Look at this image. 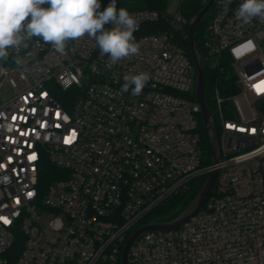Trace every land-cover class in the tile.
Instances as JSON below:
<instances>
[{
    "label": "built area",
    "instance_id": "2783aa9c",
    "mask_svg": "<svg viewBox=\"0 0 264 264\" xmlns=\"http://www.w3.org/2000/svg\"><path fill=\"white\" fill-rule=\"evenodd\" d=\"M242 2L214 0L202 39L216 164L181 8L130 11L139 53L112 67L88 36L63 54L38 37L9 49L0 77L16 94L0 102V264H124L131 233L215 169L202 209L139 237L129 264H264V19L242 25ZM142 72L151 79L141 94H121L124 76Z\"/></svg>",
    "mask_w": 264,
    "mask_h": 264
},
{
    "label": "clouds",
    "instance_id": "9594fccd",
    "mask_svg": "<svg viewBox=\"0 0 264 264\" xmlns=\"http://www.w3.org/2000/svg\"><path fill=\"white\" fill-rule=\"evenodd\" d=\"M100 8V0H0V60L7 59L9 49H19L33 37L63 54L69 41L88 36L102 56L108 55L109 67L138 54L137 20L127 9L118 10L116 0L103 11ZM235 16L242 25L264 19V0H243ZM150 79L147 72L126 75L120 92L131 88V94L139 96Z\"/></svg>",
    "mask_w": 264,
    "mask_h": 264
},
{
    "label": "water",
    "instance_id": "95a60500",
    "mask_svg": "<svg viewBox=\"0 0 264 264\" xmlns=\"http://www.w3.org/2000/svg\"><path fill=\"white\" fill-rule=\"evenodd\" d=\"M213 2L214 0H209L206 3V5L195 16H193L190 19L188 26V36L190 43V53L193 56L197 70L196 94L202 107L204 128L207 133V141L213 154V162L216 164L221 160L222 157L221 144L217 132L216 119L212 113V110L210 108L204 90L205 60L200 54L195 41V29L198 23L204 18L208 10L211 8ZM217 175H218L217 169L213 170L209 174V176L205 180L204 184L202 185L196 197L188 205V207L177 217L169 221H159V222L149 223L139 227L137 230L132 232L124 248V252H123L124 264H129L131 248L134 242L143 234L154 230H173L180 228L188 220H190L195 214H197L204 206L213 188Z\"/></svg>",
    "mask_w": 264,
    "mask_h": 264
},
{
    "label": "trees",
    "instance_id": "16d2710c",
    "mask_svg": "<svg viewBox=\"0 0 264 264\" xmlns=\"http://www.w3.org/2000/svg\"><path fill=\"white\" fill-rule=\"evenodd\" d=\"M208 1L209 0H185L182 5L183 13L186 15L188 19H191L206 5ZM110 2L111 0H100V4H101L100 11H103ZM116 2H117L118 10L119 8L123 7L127 9L128 12L138 9H144V8H157L163 10L165 7L164 0H116ZM44 6L47 7V5ZM212 12H213V7H211L208 10L204 18L198 23L195 29V41L197 44V48L200 54L202 55L203 59L205 60L204 90H205L206 98L209 103H211L210 81H212L211 78H213L212 77L213 72L209 69V61H208L209 58H207L206 52L202 46V39L204 36L205 29L210 21ZM105 27L109 29L108 25H106ZM185 44L187 49L190 50L189 40L186 39ZM189 54L193 58L191 53ZM205 145L206 148L209 149L207 142L205 143ZM53 170H55V168L53 166H50V170H48L46 176L42 178L44 185L45 184L47 185V183L55 179V176L53 175ZM206 179L207 176H201L196 179H193L189 183V185L185 188L184 191L175 194L167 204H164L161 207H159L155 212H153L148 217V219L155 221H169L177 217L193 201V199L200 191ZM22 248H23V234L20 233L13 249L15 250L16 254H19Z\"/></svg>",
    "mask_w": 264,
    "mask_h": 264
},
{
    "label": "rangeland",
    "instance_id": "374dc122",
    "mask_svg": "<svg viewBox=\"0 0 264 264\" xmlns=\"http://www.w3.org/2000/svg\"><path fill=\"white\" fill-rule=\"evenodd\" d=\"M184 1L185 0H164L165 7L163 10L171 15H174L179 11L180 8L182 9V5ZM211 62H213V60ZM0 64L3 67L6 66L8 64V57L5 60H0ZM228 75H230V73H228ZM15 94H16V89L10 84L8 75L7 74L2 75V77H0V102L7 101L8 99L12 98ZM211 161L212 158L210 157L206 161V163H210ZM189 183L187 184V186L189 185ZM184 190L185 188L183 187L179 190V192H182ZM48 221H49V216L46 215L45 218L43 219V222L46 224Z\"/></svg>",
    "mask_w": 264,
    "mask_h": 264
},
{
    "label": "snow or ice",
    "instance_id": "6c2138e0",
    "mask_svg": "<svg viewBox=\"0 0 264 264\" xmlns=\"http://www.w3.org/2000/svg\"><path fill=\"white\" fill-rule=\"evenodd\" d=\"M0 219H2V218H0ZM5 222H7V221H5Z\"/></svg>",
    "mask_w": 264,
    "mask_h": 264
}]
</instances>
